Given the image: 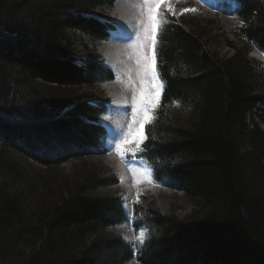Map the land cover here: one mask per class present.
<instances>
[{"label": "trees", "instance_id": "1", "mask_svg": "<svg viewBox=\"0 0 264 264\" xmlns=\"http://www.w3.org/2000/svg\"><path fill=\"white\" fill-rule=\"evenodd\" d=\"M73 1L0 0V264L133 258L116 234H100L122 220L113 191L95 193L111 182L106 169L56 180L27 166L48 171L99 150L101 128L89 122L99 111L80 89L109 72L91 54L70 51L67 32L100 40L103 24L93 11L113 0L86 11ZM229 1L240 21L235 42L226 41L234 50L228 59L209 49L196 25L184 24L188 15L179 24L166 17L158 49L165 89L154 141L148 130L143 148L157 181L207 209L200 220H180L142 204L137 216L148 232L139 264H264V62L246 56L252 45L264 54V0ZM40 82L65 93L36 95ZM175 101L189 111V126L180 125ZM50 111L56 114L44 116Z\"/></svg>", "mask_w": 264, "mask_h": 264}, {"label": "rangeland", "instance_id": "2", "mask_svg": "<svg viewBox=\"0 0 264 264\" xmlns=\"http://www.w3.org/2000/svg\"><path fill=\"white\" fill-rule=\"evenodd\" d=\"M176 1H179V0H176ZM183 1L187 2L186 0H183ZM98 2H99V0H74L73 5H74V8H76V9L86 11L85 9H87L89 7L90 8L95 7V5ZM118 3H120V0H117V4ZM123 3H124V0H123ZM179 3H181V2H179ZM187 3L189 4V2H187ZM211 3L214 5V0H212ZM194 4L195 3L191 2L190 8H194ZM96 7H98V8H96L93 12L101 14V15L106 16V17H111V16L115 15L117 17L123 18L124 20H127V21L130 20L131 21L133 19V16H137V11H136L137 5L136 4H132L127 9H126V5L121 6V7L120 6H117V7L112 6L109 9H108V7L107 8H102L99 6H96ZM124 10L127 14H130V17H129V15L127 17L125 12L122 13V11H124ZM102 13H105V15ZM175 13L176 14L172 15V17L174 18V20L176 19L177 23L179 24L180 23L179 17L185 16V15L184 14L181 15L180 11H175ZM187 13H188L189 18H187V20H186L187 22L185 21L184 24L188 25L189 22H191L193 25H196L195 31L199 32V34L201 36H203L204 40L206 41L205 43L209 46V49L218 58L228 59L229 57H231L233 55L234 50L226 45V41L230 40V41L235 42L236 39L234 38L233 32L237 28V25L239 22H236V20H235V22L231 21V22L227 23L224 21L225 17L223 15H221V16L214 15L212 13L205 11V9H200V10L196 9L195 12H187ZM132 14H133V16H132ZM140 16H141V19L139 21H142L145 17L142 15V13H140ZM226 18L229 19V17H226ZM67 33L68 34L70 33V35H69V37H70L69 38V45H70L69 49H70V51H74L75 55L78 54V55L84 56L87 54H91L94 57L93 59H96V60L101 55V52L103 51V49L99 44V38H96L92 35H89L88 33L86 34V33L81 32V31H77V32L70 31ZM91 36L93 38V42L90 39ZM236 47L241 48V44L237 43ZM248 48H249V46H248ZM130 51H131V55L129 56V59L131 60V62H129V64L125 63L126 59L124 58L120 62V64H122V69H124V68H126V70L128 68L129 69H135L134 52H133V50H130ZM254 51H255V49H253L252 47H250L248 49V53L246 54L247 59H253L254 61L257 59H260L259 57H257L256 55L253 54ZM126 55H128V53ZM119 56L121 58H123L124 55L122 52H120ZM118 61H120V60H118ZM128 65H129V67H128ZM40 83H41V85L40 84H34L35 87H32L35 89L34 94H36V95L37 94H39L41 96L42 95L43 96L57 95L58 97H60L65 93L64 89L61 87H55L51 84H47L46 82H44L43 84H42V82H40ZM119 85L115 86V88H114L115 91L118 89L119 90L121 89L123 91H129L130 93L133 91V88H132V86H130V83L128 80L124 84H119ZM109 87H110V85L108 83L100 84L99 86H93L92 85V87H81L80 93H83L86 95L87 94H93V95L103 94L104 92L111 91V89ZM113 87H112V90H113ZM70 91H72V90H70ZM132 95H133V92H132ZM175 102H178V101H175ZM178 104H179V106H177L176 103L174 105H175V107H177V108H175V110H177V112H179L178 119L181 121V122L179 121V123H180V125H182L184 127L189 126L191 123V120L188 122V120L190 119L189 111L186 109H183V108H179L180 106H183V105L180 102H178ZM55 114H56V112L50 111L48 113H45L44 116H52ZM39 117H43V116H39ZM151 126L148 128V130H151L150 136H151L152 140L154 141V137L152 134L153 128H151ZM6 151H9V154L13 157L12 153L10 152V150L8 148L6 149ZM128 155H130V153ZM82 156L84 158L73 159V160L62 162L60 165H58V167L52 168L48 171H46V169H45L46 167H38L32 163H28L27 166L29 169H32V168L38 169L37 174H39L41 178H43L44 174L46 173L47 175H49V177L51 179H56V180L60 179L63 176H67L69 178L74 177V176L78 175L80 172H83L84 169L102 168V169H106L109 172L111 182L107 185L97 187V189H95L96 194L104 195L107 192L113 191L115 196H117V194L120 195V193L123 192L122 190H126L128 188L129 185L127 183L128 182L127 176L125 175V173L123 171H121L120 169L115 167V162L112 159L101 158L100 156H97V155H93V156L89 155L90 157L84 156V155H82ZM160 162L165 163V160L162 159ZM84 166L86 168H83ZM133 185L138 186L139 184L134 182ZM157 190L158 191H155V192H150V191L144 190L140 194L139 202L137 204L141 205V203H143V205L145 207H147L149 210L158 211L160 214H163V215H171V216H174L175 218L180 219V220H186V219H189L190 217H194L195 220H200L203 217V215L205 214L204 210L206 211L207 208L205 206H202L201 202L187 197L186 195H184L180 191H174V190H172V188H164V190H161L159 188ZM117 198L119 201L121 200L120 196H117ZM135 198L137 201V196ZM142 209H143V207L141 205L138 210L141 211ZM129 215H131V213H129ZM135 216H137V215H135ZM139 221L140 220L137 218L136 222H139ZM103 233H107V235L108 234H111V235L114 234L115 235L116 233H118L116 235L119 237V239H122V240L124 239L129 244V246L131 245V247H130L131 251H132L133 255L134 254L136 255L137 244H141V243L137 242V243L133 244L130 241V239L132 237L127 235L126 232L121 231V229H113V228L108 226L105 228L104 232L102 231L100 234H103ZM125 237H127V239H125ZM144 240H145V237H144L143 241ZM129 264H139V263L136 260L132 259L131 263H129Z\"/></svg>", "mask_w": 264, "mask_h": 264}, {"label": "snow or ice", "instance_id": "3", "mask_svg": "<svg viewBox=\"0 0 264 264\" xmlns=\"http://www.w3.org/2000/svg\"><path fill=\"white\" fill-rule=\"evenodd\" d=\"M204 2L207 3L208 0ZM138 7L145 18L140 22V30L135 33V40L129 45L135 58V69H129L127 73L130 86L133 88L130 110L132 119L127 125V130L122 134L116 131V137L119 138L115 141V149L122 159L129 153L135 156L143 151L142 145L147 139L144 128L154 124L155 114L161 106L165 82L158 71V42L163 27L167 23L165 11L172 15L176 14L171 0H142V4ZM195 11L194 8H186L181 10V14ZM174 103L179 106L178 102ZM132 171L135 183H140L137 171L135 169ZM139 195L137 193V203ZM144 237L145 232L141 230L137 239L142 243Z\"/></svg>", "mask_w": 264, "mask_h": 264}, {"label": "bare ground", "instance_id": "4", "mask_svg": "<svg viewBox=\"0 0 264 264\" xmlns=\"http://www.w3.org/2000/svg\"><path fill=\"white\" fill-rule=\"evenodd\" d=\"M126 3V2H125ZM215 4H218L217 3V0H214V5ZM117 9V8H116ZM119 11V10H118ZM123 13V12H122ZM133 15V14H132ZM119 16V15H118ZM129 17H130V14H129ZM137 21H139V20H137ZM224 21L225 22H231L232 20H230V18L228 19V18H224ZM239 22V21H238ZM238 26V25H237ZM253 54L254 55H256L257 57H259L260 59H258V60H261V61H263L264 62V58H262V55L260 54V53H258L257 51H254L253 52ZM124 57V56H123ZM124 64V63H123ZM120 86V85H119ZM119 90V89H118ZM118 90H116L117 92H119ZM130 93V92H129ZM128 183V182H127ZM133 217H135V215H133Z\"/></svg>", "mask_w": 264, "mask_h": 264}]
</instances>
